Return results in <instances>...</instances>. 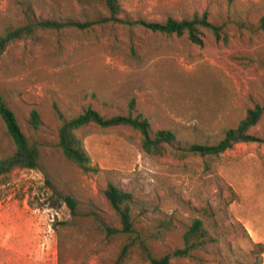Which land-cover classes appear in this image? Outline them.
Instances as JSON below:
<instances>
[{
	"label": "rangeland",
	"instance_id": "rangeland-1",
	"mask_svg": "<svg viewBox=\"0 0 264 264\" xmlns=\"http://www.w3.org/2000/svg\"><path fill=\"white\" fill-rule=\"evenodd\" d=\"M203 13L226 43L205 33L198 46L140 24ZM107 16L104 0H0V36L35 20L88 24L38 31L0 57V94L41 152L37 169L0 177V264H150L146 251L183 249L196 219L202 243L171 264H264V115L250 130L260 142L181 160L147 155L130 127L91 124L76 134L100 168L94 175L57 145L63 121L87 108L126 115L132 99L152 132L173 131L181 147L218 143L253 104L264 107V0H126L121 22ZM176 80L203 97L174 100ZM31 109L43 121L37 132L27 127ZM14 150L0 119V160ZM108 182L133 196L139 242L124 254L128 241L104 230L120 227L103 194ZM64 196L78 202L76 217Z\"/></svg>",
	"mask_w": 264,
	"mask_h": 264
},
{
	"label": "trees",
	"instance_id": "trees-1",
	"mask_svg": "<svg viewBox=\"0 0 264 264\" xmlns=\"http://www.w3.org/2000/svg\"><path fill=\"white\" fill-rule=\"evenodd\" d=\"M124 1L126 0H104V6L108 16L103 21L111 23L121 22L122 20L119 16ZM262 23L264 24V17ZM140 24H143L150 32L164 36L180 37L186 35L191 43L198 46L201 45V38L205 33L212 35L216 40L221 39L224 43L227 42V32L221 27L211 24L208 21L207 13L199 16L195 14L191 19L174 20L168 18L163 24ZM87 26L88 24L86 23L80 24L72 21L64 23L52 20L26 22L21 26L8 29L0 36V57L9 45L18 40L30 37L38 31L60 30L66 27L86 28ZM171 85L172 88L169 93L178 102L187 99L188 95L194 100L197 99L193 98V95L203 97L201 90L181 80H176ZM263 115L264 107L253 104L246 110L244 117L235 127L229 128L224 132L223 138L218 143L214 145L191 144L186 147H181L173 131L159 129L152 132L149 121L137 110L135 101L132 99L128 103L126 115L105 118L92 108H87L80 115L63 121L57 131V145L66 162L78 167L84 174L94 175L100 172V168L91 164L90 157L76 134L77 130L91 124L101 128L116 126L130 127L138 132L141 148L147 155L154 158L170 156L181 160L189 156H219L231 150L237 144L260 142L261 140L251 134L250 130L259 123ZM0 119L5 125L7 134L15 147L11 156L0 160V177L6 176L17 169H37L41 161L40 149L36 142L22 132L15 113L5 103L1 94ZM26 123L31 131L37 132L40 130L43 121L38 110H30ZM103 194L111 210L117 215L120 224L119 228L106 226L104 230L107 236L121 235L128 241L123 247L122 253L124 254L135 242H139V235L134 228L130 209L133 196L111 182L106 184ZM62 201L69 209L71 216L76 217L78 214V202L76 199L72 196H64ZM202 238L203 224L199 219H196L183 235L185 245L183 249H177L172 253H167L162 256H155L149 251H146L147 259L150 264H171L173 257L190 256L189 252L192 249L198 248L202 243Z\"/></svg>",
	"mask_w": 264,
	"mask_h": 264
}]
</instances>
